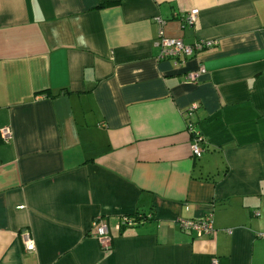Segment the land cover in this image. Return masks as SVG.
<instances>
[{"label": "crops", "instance_id": "1", "mask_svg": "<svg viewBox=\"0 0 264 264\" xmlns=\"http://www.w3.org/2000/svg\"><path fill=\"white\" fill-rule=\"evenodd\" d=\"M156 16L211 45L158 59ZM262 233L264 0H0V264H264Z\"/></svg>", "mask_w": 264, "mask_h": 264}, {"label": "built area", "instance_id": "2", "mask_svg": "<svg viewBox=\"0 0 264 264\" xmlns=\"http://www.w3.org/2000/svg\"><path fill=\"white\" fill-rule=\"evenodd\" d=\"M198 13L197 9H193L188 12L182 20V25L189 24L191 25L195 17ZM154 22L157 25L158 32V59H169L174 62L176 65H182L189 58H192L196 55L197 52L207 48L211 45L210 42L205 41H195L192 44H185L178 37L167 36L164 33V26L166 21L160 16L154 17ZM205 72L204 66L199 65L197 69L188 72L186 74V79L194 82L198 79L200 75ZM198 104L192 103L190 104L186 110L185 114L190 119L192 113L196 110ZM187 121L186 129L191 136V151L195 158H199L204 150V145L206 143L204 137L201 133L195 129L194 124L190 120ZM2 136L5 141H7L11 137V132L8 128L2 130ZM132 217L129 216H121L117 222V227L121 225H129L133 221ZM179 226L185 230H189L193 232L196 236H203L207 234H211L214 231L213 222L211 216H207L201 219H188V220H180ZM92 236L97 239L100 245L105 249L109 247L110 237L108 235V227L105 223L100 220V218H96L92 222ZM261 238H264V233L260 235ZM25 248L29 251L34 249V242L29 239H24Z\"/></svg>", "mask_w": 264, "mask_h": 264}, {"label": "trees", "instance_id": "3", "mask_svg": "<svg viewBox=\"0 0 264 264\" xmlns=\"http://www.w3.org/2000/svg\"><path fill=\"white\" fill-rule=\"evenodd\" d=\"M104 6V5H103ZM129 217H132V216H129ZM133 218V222H135V221H139V219H141V218H143V217H141V216H139L138 214H135L134 215V217H132Z\"/></svg>", "mask_w": 264, "mask_h": 264}]
</instances>
